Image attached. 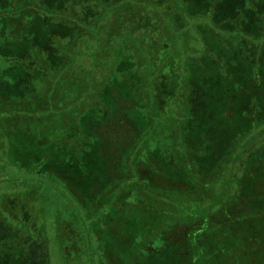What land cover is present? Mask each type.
I'll return each instance as SVG.
<instances>
[{
  "label": "rangeland",
  "instance_id": "obj_1",
  "mask_svg": "<svg viewBox=\"0 0 264 264\" xmlns=\"http://www.w3.org/2000/svg\"><path fill=\"white\" fill-rule=\"evenodd\" d=\"M112 1L114 7L109 13L117 21L127 8L124 6H129L132 1ZM146 1L139 0L135 12L142 14L144 7L150 6L151 14L159 15L147 19L143 15L146 19L142 20L145 21L144 28L140 25L132 33L145 36L135 40L120 35L113 46L105 42L103 50L111 54L110 58H106L102 48L97 50L96 58L78 56L84 53L80 45L68 50L66 46L70 44L65 46L63 39L59 38L56 41L57 55L61 60L59 68L56 67L61 68L59 71L53 68L51 60L45 66L25 63L27 54L40 53L41 57H47L37 43L33 45L29 40L30 34L32 37L38 35L31 21L27 23L28 29L18 35L13 34L14 27L6 26L0 30V35L5 33L7 38L0 39V47L5 46L20 56L19 59L23 58V62L12 63L0 53V87L11 89L15 86L16 96L27 95L26 98L33 101L31 106L26 104L28 111L33 110L27 115L35 114L33 121L28 122L26 116L19 114L16 105L8 112L0 111V228L4 233L9 231L6 238L13 251L7 256H11L12 264H34L30 257L33 252L40 256L35 262L41 264L94 263V249L90 248L93 240H90L88 228L102 209L97 206L98 201H95L96 205L90 203L93 196L89 199L86 191L92 188L95 169L101 171L104 167L101 158L105 160L114 154L131 137L126 130L119 140L111 135V145L105 150L92 130L100 125L107 126L111 119L112 132L116 126L125 128V123L119 120L120 108L127 109L128 116L138 122L139 139L146 143L143 159L148 161L153 157L150 162L163 163L169 175L183 171L180 166L184 164L179 163L182 147H190L192 151L202 149L214 155V145L224 147L227 140L232 139L229 136L233 131L227 128L221 107L228 103L239 105L246 79L254 76L256 69L249 65L243 49V36H231L242 31L243 19H248V23L255 27L261 22L258 17L264 11L262 0L253 3L245 0H152L151 5ZM66 7L62 10L65 19L70 15ZM101 11L97 6V14ZM237 20L239 22L234 24ZM104 21L107 17L100 19V23ZM136 21L142 22L139 18ZM151 21L152 24L148 25ZM8 39H14L13 44L5 41ZM22 63L29 64V76L5 72L12 67L20 68ZM64 74L73 76V82H67ZM46 83L50 84L49 88ZM66 86L70 90L67 91ZM109 91H117V97L126 99L127 103L111 98ZM151 91L155 92L156 98L145 96ZM46 99L49 100L48 111L35 113V105ZM127 99L131 102L128 103ZM90 103L92 108L96 107L94 110L88 107ZM81 104L92 113L83 115L88 118L85 125H81L83 116L74 120V116L83 114L82 107L78 108ZM133 104L137 113L130 110ZM244 128H247L246 124L241 127ZM102 135L106 136L105 129ZM254 135L264 138V128H259ZM249 143L247 145L251 146L252 139ZM130 147L129 142L125 149ZM152 165L156 167V164ZM231 173H237V170L232 168ZM137 178L130 176L123 185L130 188ZM133 193H137L139 199L135 202L141 203L132 206L134 219L128 227L131 232L125 237V244L132 249H142L143 245L149 251L151 246L145 243L149 226L159 234L173 221V213L176 217L178 214L185 217L189 207L183 204L180 211L174 212L173 204L167 202L164 204L167 212H164L149 201L152 200L149 195H142L147 192ZM105 206L113 208L111 201ZM5 243L6 240L0 243V248L1 245L7 247ZM223 243L224 240L218 246L222 247ZM241 245L252 246L250 252L264 251L258 240ZM238 250L242 253L235 246L228 254L220 252V258L213 255L211 262H235L234 258L240 254ZM6 252L3 247L0 249V264Z\"/></svg>",
  "mask_w": 264,
  "mask_h": 264
},
{
  "label": "trees",
  "instance_id": "obj_2",
  "mask_svg": "<svg viewBox=\"0 0 264 264\" xmlns=\"http://www.w3.org/2000/svg\"><path fill=\"white\" fill-rule=\"evenodd\" d=\"M131 1L129 6H124L127 7L125 12H121V17L115 21L109 13L114 7L112 0H93V3H91L92 0H65L64 3L63 0H59L57 4L54 1H52L54 4H52L46 0H0V30L6 26L11 29L14 27L12 29L14 33H12L18 35L20 31L28 29L27 23L31 21V26H35V33L38 35L32 37L30 34V38H28L32 44L37 43V46L43 49L47 59L41 57L40 53L32 55L34 58L27 54L24 60L25 63H39V65L43 64L45 66L48 64V60H51L53 68L58 69L61 60L57 55L58 44L56 41L59 38L63 39L62 43L65 46L70 44L66 46L68 50L80 45L84 53H80L78 56H93L96 58L99 48H102L103 53L106 52L103 50L105 42L107 44L112 43L113 46L117 44L120 35L132 37L135 40H140L142 36H145L143 34L134 36L132 33L136 28L139 29L140 25L144 26L145 21L142 20L151 17L153 10L150 8L152 7H144V14H138L135 12V5L138 4L139 0ZM236 1L242 2L243 0ZM245 1L253 3L256 0ZM146 2L150 5L153 3L152 0ZM262 2L264 8V0ZM97 6L102 9L100 14L96 12ZM64 7L68 10L67 14H70L67 19L62 17L64 16L62 12ZM130 7L131 10L128 9ZM158 7L159 5L156 6V9ZM143 15H146V19H143ZM158 15L159 13L155 16L152 15L151 18H156ZM102 17H107V21L100 23ZM138 18L142 22H137ZM258 18L261 22L257 23L256 27L254 24L248 23V19H243L242 31L238 30L231 36H243V49L246 51L249 65L256 69V73L246 79L247 81L241 90L239 105L228 103L225 107H221V116L226 121L229 131H233L229 136L232 139H228L224 147L214 145L212 149L214 155L211 153L210 155L209 152L202 149L192 151L190 147H182L179 163L184 164V166H180L183 173L179 171L178 174L169 175L165 172L163 163L150 162L153 157H150L148 161L143 159L142 153L144 150L146 152V143L141 141V138L139 139L141 130H138V122L135 118L128 116L127 109L123 111L120 108L118 115L120 116L119 120L123 124L125 123V128L116 126L115 131L112 132L110 128L111 119L108 120L107 124L105 123L107 126L100 125L92 130L95 137L98 135L96 138L105 150L111 145V135L114 139L119 140L122 132L126 130V133L131 137V140L122 144L114 154L112 153L105 160L103 157L101 158V164L104 167L101 171L95 169V172H97L92 188L86 191L90 197L89 199L93 196L90 203L94 204L95 201H98V203L96 202L97 206L102 209L101 214L90 223L88 228L91 234L89 236L90 240H93L94 232L100 237V241L93 251V256L98 255V259L93 264H114L106 259L105 250L115 254L116 264H212L213 255L220 258V252L228 254L235 246H237V249H241L242 253L238 250L240 254L234 258L235 262L231 261L230 264H264L263 250L256 249L253 250L254 252H250L252 246L241 245L243 242L254 243L258 240L264 246V138L260 139L257 135H254L259 128H264V11ZM32 20L35 22L34 25ZM238 22L239 20L234 24ZM147 24H152V21ZM48 33H51V35H47ZM5 35V33H1L0 39H7ZM5 41L13 44L14 39ZM0 53L9 62H23V58L19 59L20 56L18 57L5 46L0 47ZM104 55L106 58L111 56L110 53H104ZM13 56H17V58ZM114 63L111 60V65H114ZM29 64L22 63L21 69L12 67L5 72H9L10 75L19 74L27 77L29 76L27 74L28 70H30L27 69ZM64 77L67 78V82H73L71 79L73 76L64 74ZM142 84L143 89H145V80L142 81ZM46 85L48 88L50 87V84L46 83ZM4 88L0 87V111L8 112L16 105L19 114L26 116L28 122H32V117H35V114L27 115V112H33V110L28 111L26 104L30 103L31 106L33 101L27 99V95L16 96L15 86L12 87L13 89ZM66 90L70 89L66 86ZM109 94L111 98L114 97L118 102L121 100L117 97V91H109ZM145 96L156 98L153 91ZM79 98H81V95ZM48 99L35 105V113L38 110L40 112L48 111ZM127 100L128 103L131 102V99ZM121 101L125 102L126 99ZM91 105L92 103L88 107L90 110H94L96 107L92 108ZM23 107L24 109H22ZM79 107H82L83 114H77L74 116V120L90 113L84 108V104L79 105ZM54 109L58 108L55 107ZM72 110L75 112L74 109ZM77 110L79 111V109ZM130 110L137 113L136 105L133 104ZM128 119L131 120L130 123ZM83 121L81 125H85L88 121L86 115L83 116ZM232 121H236L235 124ZM243 124H246L247 128L241 129ZM79 127V129H82V126L79 125ZM103 129L106 130V136L102 135ZM251 139L252 145L248 146L247 144H250ZM129 142L131 147L125 149L126 144H129ZM152 164H156L157 169ZM143 168L146 170H143ZM232 168H235L237 173L232 174ZM155 174L159 176H155ZM130 176L139 178H137L138 180L135 179L136 182L133 181L135 184L130 187L131 189L123 185ZM70 191L72 194L75 193L72 190ZM134 191L141 194L147 192V194L142 195H149L152 199L149 201L160 211L167 212V206H164L167 202L173 204L174 212L176 210L180 211L184 207L183 204H186V208L189 207L185 217L180 214L176 217L173 213V221L163 228L159 234L149 226L147 239L145 240L146 245L151 246L149 251L145 250L143 245L142 249H132L128 243L125 244V237L131 232L128 227L134 219L132 206L136 207L137 204L141 203L135 202L139 199L137 193H133ZM75 196H79L77 192ZM77 198L80 200V197ZM134 198L137 200H134ZM110 201L113 208L105 206L109 205ZM103 208L105 209L103 210ZM102 223L105 224L104 227ZM112 227H116L117 234L111 229ZM3 233L4 231L0 228V243L6 240L5 244H7V247L1 245V248L3 247L7 251L2 264H12L11 256H7L12 255L10 253L13 251L8 246L9 243L6 238L10 234L9 231ZM223 237L227 238L228 241ZM222 240H224L223 246H218V243ZM30 257L34 259V264L39 263L35 262L39 260V255L33 252L30 253ZM214 264H218L217 260Z\"/></svg>",
  "mask_w": 264,
  "mask_h": 264
},
{
  "label": "flooded vegetation",
  "instance_id": "obj_3",
  "mask_svg": "<svg viewBox=\"0 0 264 264\" xmlns=\"http://www.w3.org/2000/svg\"><path fill=\"white\" fill-rule=\"evenodd\" d=\"M103 224V227L105 226V224L104 223H102ZM112 230H114L115 231V234H117V229H116V227H112L111 228ZM93 241H92V245H90V248H92V249H94L95 250V248L97 247V244H98V242L100 241V237L99 236H97V234L94 232V234H93ZM105 256H106V259H108L109 261H111L112 263H114V264H116L115 263V254L113 253V252H109V251H106L105 250ZM96 259H98V255L97 256H93V260H94V262H95V260ZM38 264H41V263H38ZM93 264V263H92Z\"/></svg>",
  "mask_w": 264,
  "mask_h": 264
}]
</instances>
